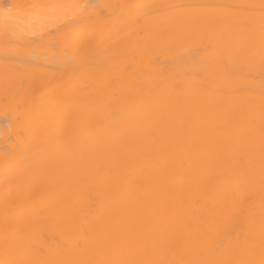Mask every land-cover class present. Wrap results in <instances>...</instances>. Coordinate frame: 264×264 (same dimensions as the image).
Returning <instances> with one entry per match:
<instances>
[{
    "label": "bare ground",
    "instance_id": "bare-ground-1",
    "mask_svg": "<svg viewBox=\"0 0 264 264\" xmlns=\"http://www.w3.org/2000/svg\"><path fill=\"white\" fill-rule=\"evenodd\" d=\"M0 118V264H264V0H0Z\"/></svg>",
    "mask_w": 264,
    "mask_h": 264
},
{
    "label": "rangeland",
    "instance_id": "rangeland-1",
    "mask_svg": "<svg viewBox=\"0 0 264 264\" xmlns=\"http://www.w3.org/2000/svg\"><path fill=\"white\" fill-rule=\"evenodd\" d=\"M13 45H15L14 47H16V46H19V47H20L21 44H19V45H18V44H13ZM21 46H22V45H21ZM16 48H17V47H16ZM16 48H13V49L15 50ZM19 50H22V49H19ZM16 54H17V53H15V54L13 53L12 56L15 55V56L17 57L18 55H16ZM15 56H14V57H15ZM1 119L5 120L6 118H0V121H3V120H1ZM7 119H9V118H7ZM7 119H6V120H7ZM9 120H10V119H9ZM10 121H11V120H10ZM11 123H12V121H11ZM12 126H13V125H11V127H12ZM11 127H10L9 129H11Z\"/></svg>",
    "mask_w": 264,
    "mask_h": 264
}]
</instances>
